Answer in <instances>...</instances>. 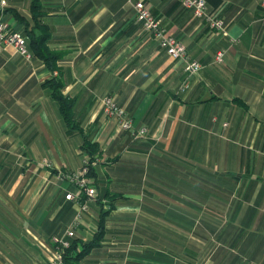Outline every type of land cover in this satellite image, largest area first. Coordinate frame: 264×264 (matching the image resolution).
I'll return each instance as SVG.
<instances>
[{
	"label": "crops",
	"instance_id": "crops-1",
	"mask_svg": "<svg viewBox=\"0 0 264 264\" xmlns=\"http://www.w3.org/2000/svg\"><path fill=\"white\" fill-rule=\"evenodd\" d=\"M4 1L3 18L21 31L32 0ZM143 1L201 64L197 74L142 28L131 0H36L32 20L49 30L53 70L0 48V264H47L49 234L64 233L77 209L57 171L81 168L84 139L97 146V199L73 237L91 239L108 213L100 245L78 264H264V0H205L226 35L179 0ZM49 77L75 103L71 133ZM103 96L145 136L106 115ZM216 218L243 227L241 237L182 235L220 228Z\"/></svg>",
	"mask_w": 264,
	"mask_h": 264
},
{
	"label": "built area",
	"instance_id": "built-area-1",
	"mask_svg": "<svg viewBox=\"0 0 264 264\" xmlns=\"http://www.w3.org/2000/svg\"><path fill=\"white\" fill-rule=\"evenodd\" d=\"M179 1L182 6L192 11L194 18L203 19L210 29L227 34L224 21L216 13L208 10L205 0ZM4 5L5 1L0 0V48L11 46L23 58L30 60L31 54L27 49L25 37L3 18ZM131 5L134 10L135 20L140 23L145 31L152 33L159 47L166 52L167 56L173 60H180L186 73L197 74L202 68L201 64L197 60L188 57L185 45L161 25L160 20L151 13L149 6L143 0H131ZM262 5L264 6V1ZM224 54V50H218L215 54L214 62H222ZM185 87L186 82H183L179 89L183 90ZM100 105L106 115L117 118L120 127L129 131L133 137L145 136L147 131L145 126L135 128L131 117L127 115L123 107L114 101L113 97H101ZM89 163L88 160H85L81 168L76 171H59L58 173V178L65 179L74 186L75 191L65 194V199L73 200L77 205V209L64 233L49 237V244L52 249L47 264H65L64 256L66 250L70 247V239L74 236L75 229L80 225L83 213L88 210L89 202L96 197L94 181L89 176V168L93 165V162L90 165Z\"/></svg>",
	"mask_w": 264,
	"mask_h": 264
},
{
	"label": "trees",
	"instance_id": "trees-1",
	"mask_svg": "<svg viewBox=\"0 0 264 264\" xmlns=\"http://www.w3.org/2000/svg\"><path fill=\"white\" fill-rule=\"evenodd\" d=\"M38 4L36 0H32L30 12H31V22L26 19H19L22 23V30L20 31L26 39V46L28 51L31 54V57L34 55L42 60L50 70L55 68V62L58 58L54 52H51L47 49V42L49 38V30L45 24H40L32 20L36 16H40L41 12L36 10ZM33 28L39 29L38 33H35ZM46 85L50 89L51 96L57 101L58 110L61 114L65 125L69 128L68 133L73 132V109L75 106L74 101L71 98H67L61 93L63 87L60 80L55 77H49L46 80ZM82 148L87 152L89 158L84 159L88 160L90 164L93 162L94 154H97L96 144L90 143V141L85 140L82 143ZM83 161V164H84ZM82 164V165H83ZM93 165L89 168V175L92 173ZM72 185V184H71ZM97 199V195L95 197ZM111 206H109L110 208ZM75 213V212H74ZM108 211H102L99 216L97 232L94 233L91 239L87 241L78 240L75 237L70 239V247L66 250L64 260L66 264H78L79 260L85 256L91 249L98 247L104 237L105 228H104V218ZM51 235H60V234H49Z\"/></svg>",
	"mask_w": 264,
	"mask_h": 264
},
{
	"label": "rangeland",
	"instance_id": "rangeland-1",
	"mask_svg": "<svg viewBox=\"0 0 264 264\" xmlns=\"http://www.w3.org/2000/svg\"><path fill=\"white\" fill-rule=\"evenodd\" d=\"M224 125H226V123H224ZM44 163L46 165H48L49 161L44 160ZM89 165H90V163H89ZM59 171L64 172V170H59ZM59 171H57V175H58ZM216 222L219 224L221 223L220 228H216L214 230L201 231V232H199V236H197L198 230H192L193 232L190 230L188 232H184V234H182V235L185 238L190 239V240H195V238H198L200 241L214 240V241L219 242L220 244H224V245H227L226 243L229 241L236 240L237 238L241 237L243 232L240 231L238 228L243 229V227L234 225V223L230 225V223L228 221L224 220V218H222V220H221V218L220 219L216 218ZM195 236H197V237H195ZM44 249H45L44 257H45V259L47 258V263H48V258L50 256V251H51L52 247L49 245V246H46V248L44 247ZM64 262H65V260H64Z\"/></svg>",
	"mask_w": 264,
	"mask_h": 264
}]
</instances>
